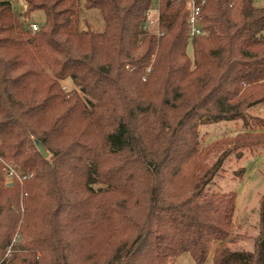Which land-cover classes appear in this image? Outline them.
Returning <instances> with one entry per match:
<instances>
[{
	"label": "trees",
	"instance_id": "16d2710c",
	"mask_svg": "<svg viewBox=\"0 0 264 264\" xmlns=\"http://www.w3.org/2000/svg\"><path fill=\"white\" fill-rule=\"evenodd\" d=\"M24 1V18L44 13L34 33L0 0V158L27 195L22 214L0 167V264H204L214 241V264H264V201L255 252L228 250L236 196L204 191L228 154L207 168L197 143L204 120L241 121L231 150L264 147L247 114L264 112V5L204 0L190 40L184 6L161 0L157 44L141 29L152 0H83L100 32L79 29L81 0Z\"/></svg>",
	"mask_w": 264,
	"mask_h": 264
},
{
	"label": "rangeland",
	"instance_id": "374dc122",
	"mask_svg": "<svg viewBox=\"0 0 264 264\" xmlns=\"http://www.w3.org/2000/svg\"><path fill=\"white\" fill-rule=\"evenodd\" d=\"M12 1L11 9L20 19L23 26L27 27L31 22L41 27L44 23V13L40 10L34 11L24 18L21 13L26 10V5L22 0H2ZM256 8L263 6V0H253ZM78 25L80 30L91 29L100 32L103 23L96 10H86L83 8V0L79 2ZM26 20V22L24 21ZM142 39V38H140ZM157 44L158 40L157 39ZM187 54L192 57V49L189 44ZM62 90L68 93L75 89L73 83L69 80L60 82ZM80 97L89 106L91 98L79 93ZM250 117H264L262 107H255L248 110ZM243 126L241 121L228 122H210L204 120L202 125L197 129V138L200 150L210 149V156L206 162L207 168H210L222 153H227L220 169L216 172L212 180L205 186L204 191L208 193H234L235 210L233 214V228L227 238L225 247L230 251H244L254 253L256 250L257 240L261 232L260 212L264 201V147H254L252 149L231 150L233 147L228 143H238V133L242 132ZM218 145L220 149H217ZM215 147V149H213ZM213 149V150H212ZM49 158L51 154L48 152ZM3 163L23 173L21 169L9 161L0 158V167ZM3 170V168H2ZM4 172V170H3ZM6 183L7 180L5 179ZM21 189L20 210L23 214V195L24 185L19 184ZM98 189L99 186H94ZM220 242H212L207 259L204 264H214L213 258L215 251L220 247ZM169 264H195L189 254H181L173 259Z\"/></svg>",
	"mask_w": 264,
	"mask_h": 264
},
{
	"label": "built area",
	"instance_id": "2783aa9c",
	"mask_svg": "<svg viewBox=\"0 0 264 264\" xmlns=\"http://www.w3.org/2000/svg\"><path fill=\"white\" fill-rule=\"evenodd\" d=\"M177 4H181L184 6V9L187 11V33L188 38L191 40L196 37H201L204 35V31L202 29V17L201 10L204 6V0H173ZM161 0H152L151 5L146 10L144 14V21L142 24V33L143 35L153 36L157 39L162 37L165 31L162 29L161 23ZM27 29L34 33L38 31L39 26L36 24L27 25ZM3 170L5 174V179L7 180V184H12L13 181H16L19 184H23L26 176L20 172H18L13 167L9 166L6 163H3Z\"/></svg>",
	"mask_w": 264,
	"mask_h": 264
},
{
	"label": "water",
	"instance_id": "95a60500",
	"mask_svg": "<svg viewBox=\"0 0 264 264\" xmlns=\"http://www.w3.org/2000/svg\"><path fill=\"white\" fill-rule=\"evenodd\" d=\"M35 145H36V148H37L38 152L40 153V155H41L44 159L48 158L49 154H48V152L43 148V146H42L40 143H37V142L35 143Z\"/></svg>",
	"mask_w": 264,
	"mask_h": 264
},
{
	"label": "crops",
	"instance_id": "0c3cea01",
	"mask_svg": "<svg viewBox=\"0 0 264 264\" xmlns=\"http://www.w3.org/2000/svg\"><path fill=\"white\" fill-rule=\"evenodd\" d=\"M24 3H25V5H26V2L24 1V0H22ZM254 2V1H253ZM9 3H10V5L12 4V1H9ZM263 5H264V0H263ZM12 6V5H11ZM24 12H22L21 13V15L23 14ZM19 20H20V22L22 21V19H20L19 18ZM25 22H26V20H24ZM33 22H31L30 24H32ZM35 24V23H34Z\"/></svg>",
	"mask_w": 264,
	"mask_h": 264
}]
</instances>
